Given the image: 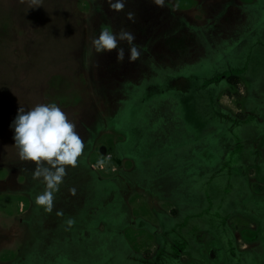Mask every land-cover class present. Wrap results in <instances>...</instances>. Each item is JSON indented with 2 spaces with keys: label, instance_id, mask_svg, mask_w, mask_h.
Returning <instances> with one entry per match:
<instances>
[{
  "label": "rangeland",
  "instance_id": "obj_1",
  "mask_svg": "<svg viewBox=\"0 0 264 264\" xmlns=\"http://www.w3.org/2000/svg\"><path fill=\"white\" fill-rule=\"evenodd\" d=\"M166 1L125 0L123 10L115 12L109 10L106 0H0V182H4L0 185V264H131L127 259H132L130 252L148 257L156 251L153 231L136 223L141 221L156 233L161 231L159 216L170 215L174 206L161 196L165 185L160 182L165 163L173 166L175 160L170 154L162 156L167 150L162 137L157 144L164 146L152 145L151 150L146 147L151 142L147 132H139L137 124L132 127L125 123L126 116L142 114L137 108L130 109V104L139 98L168 97L163 92L170 84V72L182 67L171 70L167 64L180 51L188 60L193 58L196 48L185 25L210 26L223 36L252 33L264 45V0H170V8ZM128 13H132L131 20ZM103 26L130 31L140 48V57L129 62L126 42L119 44L125 51L123 62H117L115 50L96 54L91 40ZM257 49L256 68L264 69V47ZM213 62L211 59L206 67H200L199 73L203 72L201 68L208 71ZM149 65L151 78L150 74L145 76ZM195 68L190 64L186 70L190 74ZM259 75L264 87V73ZM144 77L153 82L150 91L146 87L130 89ZM172 82L179 91L187 85L183 78ZM227 93L220 96L221 106L231 113H242L243 85ZM45 103H55L76 125L85 143L81 156L86 157H79L77 166L68 169L50 212L34 204L37 209L28 218L32 230L14 244L12 238L18 234L7 227L21 206L25 210L29 206V190L23 192L17 184L27 183L33 188L35 181L29 179L28 167L18 168L21 161L9 125L18 108L27 110ZM188 105L186 111L199 122L193 113L194 103ZM143 110L147 130L155 111L150 106ZM161 116L152 124L155 132L166 124ZM211 136L206 134L203 139L207 150L215 145ZM122 144L123 148L114 149ZM102 145L110 150L107 158L95 150ZM148 154L151 163H139L135 168V160ZM200 154L207 161L212 159L208 151L202 149ZM101 160L103 167L97 163ZM85 164L96 166L95 172L107 185L92 179ZM27 165L34 168L30 162ZM125 173L128 186L122 191L117 185H108V179ZM247 179L250 191L264 194V184L258 181L255 170L248 171ZM43 218V226L35 228L36 221ZM228 225L235 234L237 248L258 249L244 243L238 234L242 228L254 227L251 223L237 216ZM206 239L204 234L198 236L199 241ZM19 254L22 259H16Z\"/></svg>",
  "mask_w": 264,
  "mask_h": 264
},
{
  "label": "trees",
  "instance_id": "obj_2",
  "mask_svg": "<svg viewBox=\"0 0 264 264\" xmlns=\"http://www.w3.org/2000/svg\"><path fill=\"white\" fill-rule=\"evenodd\" d=\"M245 108L250 118L233 120L227 113L213 116L206 132L215 140L206 150L211 160L196 148L171 153L175 164L166 166L163 173L170 176V182L160 194L174 210L159 216V233L146 223H136L153 231L156 251L148 257L130 252L132 259H127L131 264H264V259L237 250L235 234L228 225L232 217L247 220L254 228L240 229V239L264 247V197L251 193L247 179L252 165L258 167V179L264 182V143L253 149L254 141L259 137L264 140V123H259L264 103L246 102ZM168 154L165 151L162 156ZM144 159L140 158L142 164L147 162ZM200 234L209 239L199 241Z\"/></svg>",
  "mask_w": 264,
  "mask_h": 264
},
{
  "label": "flooded vegetation",
  "instance_id": "obj_3",
  "mask_svg": "<svg viewBox=\"0 0 264 264\" xmlns=\"http://www.w3.org/2000/svg\"><path fill=\"white\" fill-rule=\"evenodd\" d=\"M168 8L171 7L170 0L166 1ZM186 29L189 31L194 39V55L193 58L187 59L186 53L183 54L181 51L180 53L177 52L174 55L173 59L169 61L168 68L172 70L176 69L178 66L182 67L181 70H175L170 72V84L167 88V90H164L163 93H167L168 97H153L142 99L139 98L135 103L130 104V109L133 107L134 109L137 108L139 111L142 112V114L139 115V113L136 115V117L133 116L131 118L130 115L126 116L125 123H128L130 126L135 127L134 125L137 124V128L139 132H147V138L150 139L151 143L149 145L146 144V147H149V149L153 150L151 147L152 145L156 148L164 144H167V152L170 153V155L173 154L174 150L176 149H183L187 150V148L197 149L199 151L207 150L206 145L203 143V139L206 136V132L208 131L209 125L213 121V116L216 118H219L223 113H227L233 120H243L250 118L249 113L246 111L245 103L250 102V105H254L257 102L258 103H264V87H262V82L260 79L259 73L263 71V69H257L256 65V56H254V52H256V47L258 49H262L264 45L262 46V43L257 42L255 39V36L252 33H246L243 36H237L234 34H230L223 36L224 33H221L220 31L214 32L210 28V26H203L202 27H196V26H188L185 25ZM212 30V31H211ZM214 32V33H213ZM223 32V31H222ZM251 44L250 47H248ZM190 46V45H189ZM188 48V47H187ZM257 49V50H258ZM187 51V49H186ZM226 56V57H224ZM211 59H214V62L210 64L209 70L207 71V68H201L202 74L199 73L200 67H206L208 64L207 62ZM255 60V65L254 61ZM195 65L196 68L190 72V70H186L188 65ZM153 67H157L158 64H150ZM147 70L148 73L145 76L153 75L152 68L150 69V66ZM166 65V66H167ZM259 73H258V72ZM202 75V78L200 79L199 76ZM240 75V77H238ZM183 78L186 80L187 85L183 88L182 91L177 90L174 87L173 80H178ZM247 80V81H246ZM261 82V83H260ZM152 80L147 79V77L142 78L141 82L138 83V85H131L130 89L140 87H146L148 91L151 90ZM242 84L245 89V95L243 100V112L242 113H231L227 109L223 108L221 104L219 103L220 96L222 95H228L227 92H233L234 88H236L237 85ZM128 86V85H127ZM126 87V86H125ZM252 87V90L250 89ZM220 88H224L223 90H220ZM251 92V93H250ZM138 98V97H137ZM136 98V99H137ZM140 99H142V102H140ZM194 103L195 108V117L199 118V122H195L193 119L192 113H189V111H186V108L188 103ZM129 106V105H128ZM150 106L155 111L154 120L152 121L150 126H146L143 124V118H145V112L143 110L144 107ZM200 106V109L198 108ZM161 107V108H160ZM158 109L162 110L160 112ZM129 111V110H128ZM264 111V110H263ZM200 112V113H199ZM264 113V112H263ZM154 114V113H153ZM241 114V115H240ZM162 115V116H161ZM165 118L166 124L161 127V129H158L155 132V128H152V124L154 121H158L159 117ZM210 117V118H209ZM192 118V120H190ZM151 122V121H150ZM259 123H264V114H262L261 118L259 119ZM153 134L155 136H153ZM161 137L163 138L164 144H159V140H161ZM259 141V145L256 146V143ZM127 141V140H126ZM125 143V142H124ZM123 143V144H124ZM158 143V144H157ZM264 143V140L262 137H259L256 141L253 142V149L260 148V145ZM115 145L114 149L117 151L118 148H123L124 145ZM163 149V147L161 148ZM97 152H99L100 155L107 158L109 156L110 152L109 149H107L104 145L98 146L95 148ZM105 153V154H104ZM172 153V154H171ZM104 154V155H103ZM147 154V153H145ZM86 156L80 158H85ZM143 158V157H140ZM152 156L148 154L145 155V160L148 162L151 160ZM21 162L20 164H17L18 168H25L27 170V175L29 179L32 181V171L33 168L31 166H28V162ZM138 163H141L140 159L136 160V164L138 166ZM151 163V161L149 162ZM169 163H165L168 165ZM26 165V166H25ZM136 167V166H135ZM85 168L87 173L90 175V177L94 180H96L99 183H102V186L107 185L104 182H106L104 179H102L96 172V166L94 165H87L85 164ZM256 171L257 179L258 177V167L256 166H250V170ZM118 171L122 173L120 168H118ZM170 176L164 174L161 178V184H164L165 186H168V182H170ZM248 178V174H247ZM108 185H117V189L119 188L124 189L126 186H128V174H117L114 178L108 179ZM258 181H260L258 179ZM33 182V181H32ZM261 182V181H260ZM4 182H0V185ZM37 183V184H36ZM137 183L143 185L141 182L137 181ZM159 183V184H160ZM264 184V182H262ZM159 184H156L159 186ZM120 185V186H119ZM19 190H24L23 192H27L29 190V202H28V208L25 210L24 207L19 208V214L16 217L12 218V222L9 223L8 229L9 231H12L14 234H18L12 238L11 243L15 242L18 243L22 241L24 235L32 230L30 227V222H28V218L30 217V213L34 208L33 198L36 194L42 192L43 185L39 183L38 181L33 182V188L27 183H24L23 185L17 184ZM111 187V186H110ZM109 187V188H110ZM143 187V186H141ZM163 187V186H162ZM173 184L171 185V188H173ZM111 190V188H110ZM127 190V188H126ZM148 190V189H147ZM150 191V190H148ZM155 192L154 188L151 190V192ZM128 192V191H126ZM153 192V193H154ZM106 193V192H104ZM252 194L256 196L264 197V194H256L251 191ZM107 194H110V191H107ZM27 195V196H28ZM121 195V194H120ZM121 201L123 200V196H120ZM106 200H110L107 198ZM111 201V200H110ZM111 203V202H110ZM108 203V205L110 204ZM107 205V207H108ZM44 224V218L43 220L40 219L39 221H36L35 228H39L43 226ZM134 224V223H133ZM254 228V227H252ZM18 239V240H17ZM27 244H25L23 247H25ZM237 245V244H236ZM248 245L256 246L253 249H247V250H240L237 248L239 252H250V257H257V258H264V247L260 243H250ZM24 258V257H23ZM16 259H22V257L18 256Z\"/></svg>",
  "mask_w": 264,
  "mask_h": 264
},
{
  "label": "clouds",
  "instance_id": "obj_4",
  "mask_svg": "<svg viewBox=\"0 0 264 264\" xmlns=\"http://www.w3.org/2000/svg\"><path fill=\"white\" fill-rule=\"evenodd\" d=\"M106 2L109 10L115 12H120L125 6V0ZM128 19H132V13H128ZM134 41V35L126 29L115 31L110 26H103L91 40V48L98 55L115 50L117 62H123L125 51L119 44L126 42L129 46L128 59L132 62L141 55ZM9 128L13 132V146L17 149L19 160L34 165L32 179L44 186V190L34 196L33 203L50 212L55 194L68 169L77 166L85 143L76 131V125L55 103L37 104L27 110L18 108ZM97 163L100 167L104 165L102 160ZM71 191L74 194L75 190ZM68 224L71 225L72 221L69 220Z\"/></svg>",
  "mask_w": 264,
  "mask_h": 264
}]
</instances>
